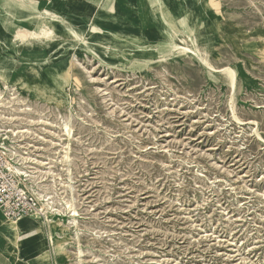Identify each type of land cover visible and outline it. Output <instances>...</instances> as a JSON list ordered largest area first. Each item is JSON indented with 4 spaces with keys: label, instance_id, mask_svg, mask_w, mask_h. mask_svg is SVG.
Masks as SVG:
<instances>
[{
    "label": "rangeland",
    "instance_id": "rangeland-1",
    "mask_svg": "<svg viewBox=\"0 0 264 264\" xmlns=\"http://www.w3.org/2000/svg\"><path fill=\"white\" fill-rule=\"evenodd\" d=\"M62 5L54 34L0 41V91L46 120L27 139L38 190L78 212V239L35 264H264V0Z\"/></svg>",
    "mask_w": 264,
    "mask_h": 264
},
{
    "label": "bare ground",
    "instance_id": "bare-ground-1",
    "mask_svg": "<svg viewBox=\"0 0 264 264\" xmlns=\"http://www.w3.org/2000/svg\"><path fill=\"white\" fill-rule=\"evenodd\" d=\"M16 1H18L21 6L22 5L25 6L24 2L30 4L32 6L33 11L34 10L36 11L37 9L34 0H16ZM45 13L50 17L51 25L53 21H55L56 19H59L57 15L51 12H45ZM29 15H30L29 17H33L32 13H30ZM28 22L32 23L31 21H28ZM37 22H39V20H37ZM51 25L43 23L40 26H38L37 29H28L24 25L23 26L18 25L16 27V31L14 35L8 38L11 41L15 39L17 43H27V40L25 38L26 35H30V37L32 36L33 38L36 37L37 39L41 37L45 38L47 36L54 34L55 32L54 26H51ZM99 30L101 31V29ZM21 34H23V36H21ZM3 47L5 48L6 46H3ZM73 58H74L73 52L66 54V56L64 57V61H62V64L65 61L72 60ZM208 65H209V68L213 69V67L209 63ZM0 68L3 69L1 64H0ZM220 71H222L225 74V77L228 80L230 86L234 87L235 79H236L235 71L231 69L230 67H226V68L224 67ZM3 88L4 89L7 88V85H5V83L2 84V88H1L2 91H0V132H1L0 135H4V137L10 141H17L20 143H22L23 141H28L27 139H32V135L35 134L34 127L36 126V124L37 123L41 124V122H44L45 124L46 120H44L41 117L38 119L26 118V116L24 115L29 114L30 111H32L29 104L23 103V107H19V109H13L12 107L15 104L17 105L19 103H22V100L19 101L18 97H16L15 95H14L15 97L11 95L12 97L10 96L8 97V99H6L5 96L3 95ZM60 119L61 121L59 122V127L61 131L66 135V139H67V142L64 143L65 146L62 145L64 146V156L63 157L65 158L66 161H69L70 157L68 155V149H69V140L72 137V125H73L72 124V114L69 112V114L66 117L64 118L60 117ZM31 146L32 145H28V147H31ZM45 164L47 165V162H43V160L41 161L33 157L25 156L22 158V161L20 164L21 167L17 168L18 171H21L23 173V175L28 176V180L30 184L29 187L36 194V196L38 197L40 201L41 213L37 215H30L25 220H23L25 217L20 220H13V219L3 217L2 214H0V235L5 233V234L12 236V238L14 239V242L17 243V245H19L21 241H23L21 240L22 239L21 237H24L30 231L31 232L36 231L38 234V236H36V239H38L39 237H41V239H40V242L39 241L36 242L35 244L32 245V247L41 248L43 251H46L49 256L52 255V256L57 257L58 253L64 250V246L65 244L69 242V240L78 239L79 237L80 228L78 226V220H77L78 212L73 202L72 194H70L69 200H64L63 207L59 208V207H54L53 201L50 200L52 196H50L48 193H43L44 191L39 192V190L41 189L40 188L41 183L42 182L44 183L45 181L44 175L48 173V171H47V167H46V170H38L39 169L38 166L45 165ZM39 172H40V175H39ZM42 173L43 175H41ZM49 174L50 173L47 174L48 177H49ZM48 181L49 183H53V186L56 187L55 179H52V182L51 180H48ZM67 181L68 183L66 184V186L69 191H72L73 186L71 184L70 175L67 176ZM46 182H47V179H46ZM38 188L40 189L38 190ZM48 213L50 214V217L46 216ZM56 216L58 217L65 216L67 219V222L66 223L62 222L58 218H55ZM69 229H71L72 231L70 232ZM33 239L34 238L32 239L25 238L24 240L33 241ZM76 258L79 261L82 260V250L79 247V245L76 251Z\"/></svg>",
    "mask_w": 264,
    "mask_h": 264
},
{
    "label": "built area",
    "instance_id": "built-area-1",
    "mask_svg": "<svg viewBox=\"0 0 264 264\" xmlns=\"http://www.w3.org/2000/svg\"><path fill=\"white\" fill-rule=\"evenodd\" d=\"M28 145L32 144L10 141L0 135V212L13 220L41 213L40 201L29 187L28 176L17 169L23 157L35 158L33 145Z\"/></svg>",
    "mask_w": 264,
    "mask_h": 264
},
{
    "label": "crops",
    "instance_id": "crops-1",
    "mask_svg": "<svg viewBox=\"0 0 264 264\" xmlns=\"http://www.w3.org/2000/svg\"><path fill=\"white\" fill-rule=\"evenodd\" d=\"M64 1L81 2L83 0H34L37 9H36V12L35 10L34 12L32 10L33 17H29L30 15H27V13L29 14L30 11L24 10L25 12L23 15H25V18L27 19V21H24V20L21 21L19 20V17L21 16L19 15L17 16L15 14L16 7L14 5V2L12 0H0V41L1 39L4 38L3 35L15 33L16 26L18 24H23L28 29H32L30 28L31 27L30 25L34 24L33 22H35V18L37 19V16L39 18V26L43 23L47 24L49 16L45 12H51L57 15L59 19H56L55 21H53L52 25L55 26L56 28L60 27L58 23L60 22V20H63V16H62L63 5L62 4H64ZM53 2H55V5ZM71 7L74 8L73 5ZM28 21H31L32 23H29ZM0 214L2 213L0 212ZM27 218L28 217L24 218L23 220ZM25 236L21 237L22 239L20 238L23 241H21V243L19 244V253H15V245L9 240L3 239V237L0 235V264H35L37 259L39 261L48 256L47 252L43 251L41 248L32 247L33 244H35L38 241L40 242V239H41V237L36 239V236H38L36 231L34 232L30 231ZM25 238H29V239L34 238V239L33 241H25L24 240ZM17 258L21 259L22 262H18Z\"/></svg>",
    "mask_w": 264,
    "mask_h": 264
}]
</instances>
